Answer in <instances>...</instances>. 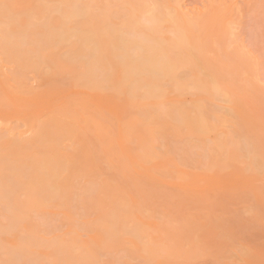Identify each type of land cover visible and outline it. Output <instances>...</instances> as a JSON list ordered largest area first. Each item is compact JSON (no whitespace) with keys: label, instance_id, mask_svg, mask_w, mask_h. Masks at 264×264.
Wrapping results in <instances>:
<instances>
[{"label":"bare ground","instance_id":"6f19581e","mask_svg":"<svg viewBox=\"0 0 264 264\" xmlns=\"http://www.w3.org/2000/svg\"><path fill=\"white\" fill-rule=\"evenodd\" d=\"M159 3L0 0V264H120L111 256L121 252L144 264H194L198 258V226L180 209L181 196L176 203L178 194L145 190L136 175L184 179L172 139L188 141L180 151L183 167L205 166L188 144L197 140L207 150V137L219 129L206 98L220 95L215 87L223 76L204 66L198 26ZM31 74L50 91L68 82L90 93L109 91L118 105L112 113L118 132L86 99L45 110V93L28 88ZM168 90L202 98L174 103ZM16 92L30 98L16 104ZM20 122L27 131H19ZM247 152L237 138L217 136L206 158L210 167H221ZM158 158L166 163L151 169ZM158 200L168 211L160 220ZM79 201L84 211H100L96 219L79 223ZM53 210L67 222L62 234L47 230ZM80 228L90 232L88 240Z\"/></svg>","mask_w":264,"mask_h":264},{"label":"rangeland","instance_id":"374dc122","mask_svg":"<svg viewBox=\"0 0 264 264\" xmlns=\"http://www.w3.org/2000/svg\"><path fill=\"white\" fill-rule=\"evenodd\" d=\"M22 1L27 5L26 0ZM157 1L183 21L185 19L187 23H193L195 28L198 26L200 43L206 49L202 52L204 56L207 55L203 56V61L207 64H203L216 77L223 76L218 79L221 85L215 87L220 95L207 96V101L205 100L207 108L211 110L210 117L215 121L219 119V129L207 137V150L197 140L188 144L193 151L195 149L191 155L202 161L205 165L203 167L192 162L188 164L189 167H183L179 158L188 141L185 144L181 142L183 139H172L175 148L179 149V153L173 155L178 161L176 164H179V170L183 174H187L184 179L167 178L158 182L150 175L147 176L142 169L139 171L144 172L142 176H136L145 190L155 186L159 190L178 194L176 203L181 196L183 206L180 209L188 217L192 216L190 218L198 226L195 237L201 242V246L194 264H264V0ZM98 6L102 7L103 4ZM9 72L4 69L5 74ZM29 80L30 90L45 93V110L69 99H86L111 117L114 130L118 132L117 117L112 115L113 112L117 113L118 105L109 91L90 93L86 88L75 87L70 82L50 91L37 75L31 74ZM167 92V100L174 103L182 101L190 104L202 98L192 93L179 96L174 90ZM29 98V95L22 92L11 96L16 104H23ZM157 102L163 105L164 99ZM143 104L146 105L147 101ZM18 125L20 132L27 131L24 123L20 122ZM226 135L245 144L248 152L242 155L243 160L232 162L226 159L223 166L210 167L206 156L211 154V145L217 136ZM161 147L159 144L158 148ZM128 160L130 163L131 160ZM165 163L162 158H158L149 167L155 170ZM105 179L106 175H103L101 180ZM155 206L157 219L168 215L163 201L158 200ZM81 209L82 213L79 212ZM54 210L48 215L51 228L47 227V230L62 234L67 230V222L57 213L58 210L55 213ZM74 211L79 223H85L93 216L96 219L100 212L98 209L84 211L81 202L75 203ZM36 222L40 223L39 220ZM54 229L57 231L54 232ZM47 230L45 229L48 233ZM79 231L84 240L91 236L83 228ZM103 253L105 254L102 251L101 257ZM125 255L127 253L121 252L111 257L117 263L120 261V264H144L141 259L131 260ZM103 258L107 262L108 257Z\"/></svg>","mask_w":264,"mask_h":264}]
</instances>
